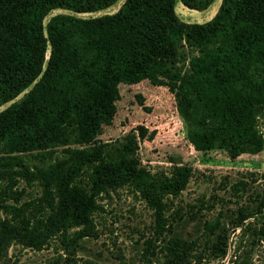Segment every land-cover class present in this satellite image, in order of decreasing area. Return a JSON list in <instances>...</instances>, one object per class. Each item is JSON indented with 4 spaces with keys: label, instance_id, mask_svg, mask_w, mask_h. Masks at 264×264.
<instances>
[{
    "label": "trees",
    "instance_id": "1",
    "mask_svg": "<svg viewBox=\"0 0 264 264\" xmlns=\"http://www.w3.org/2000/svg\"><path fill=\"white\" fill-rule=\"evenodd\" d=\"M115 1L0 0V106L8 103L0 109V264L12 243L39 250L57 235L71 250L79 238L95 234L96 197L121 187L143 194L154 240L167 236L164 264H188L195 252L192 241L165 234L177 214L171 198L184 189L191 167L145 172L133 132L114 149L95 137L116 113L119 85L142 81L155 63L174 62L175 39L205 44L245 26L264 46V0H220L200 23L179 19L175 0H123L112 13L87 18L58 13L44 22L52 9L93 13ZM178 1L200 11L213 0ZM70 115L82 146L63 149L45 166H26L21 156L51 141ZM18 180L36 182L40 194L20 201ZM262 192L254 211L239 209L230 228L258 216L253 230L264 236V184ZM203 229L205 255L223 256L226 229L218 220L204 221Z\"/></svg>",
    "mask_w": 264,
    "mask_h": 264
},
{
    "label": "rangeland",
    "instance_id": "2",
    "mask_svg": "<svg viewBox=\"0 0 264 264\" xmlns=\"http://www.w3.org/2000/svg\"><path fill=\"white\" fill-rule=\"evenodd\" d=\"M122 1L93 13L52 9L44 22L58 13L84 18L112 13ZM219 3L213 0L198 11L175 0L174 11L185 22L200 23L215 13ZM175 49L174 62L155 63L142 81L119 85L116 113L100 126L95 141L108 142L114 149L123 135L133 132L145 172L167 171L173 164L191 167L184 189L171 198L177 214L165 233L195 243L188 264H264V236L253 230L258 216L230 228L238 210L253 212L263 193L264 46L239 26L205 44L175 39ZM75 122L70 115L56 126L51 141L23 154L25 165L45 166L63 149L81 147ZM14 189L20 201L40 194L36 182L18 180ZM96 202L93 236L79 238L71 250L57 235L39 250L12 243L4 264H164L167 236L154 240L143 194L121 187L100 194ZM214 220L226 229V249L223 256L209 258L203 222Z\"/></svg>",
    "mask_w": 264,
    "mask_h": 264
}]
</instances>
